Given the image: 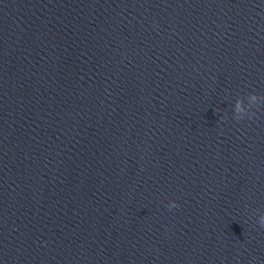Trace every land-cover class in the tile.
Segmentation results:
<instances>
[{"label":"water","instance_id":"1","mask_svg":"<svg viewBox=\"0 0 264 264\" xmlns=\"http://www.w3.org/2000/svg\"><path fill=\"white\" fill-rule=\"evenodd\" d=\"M260 212L264 0H0V264H264Z\"/></svg>","mask_w":264,"mask_h":264},{"label":"clouds","instance_id":"2","mask_svg":"<svg viewBox=\"0 0 264 264\" xmlns=\"http://www.w3.org/2000/svg\"><path fill=\"white\" fill-rule=\"evenodd\" d=\"M249 95L251 96V98L253 100H255L257 98V95L258 94L255 93V92H249ZM235 111L237 113H239V112L242 111V107H241V104H240L239 100L237 101V104H236V107H235ZM253 115H254V113L251 114V115H249L248 117L251 118ZM243 118L244 117L233 116V119L234 120H237V121H240ZM166 207L171 210L173 208L178 207V205H177V203H176L175 200H171V201L168 202V204L166 205ZM256 223L258 224L259 227L264 228V212H260L259 215L256 217Z\"/></svg>","mask_w":264,"mask_h":264}]
</instances>
